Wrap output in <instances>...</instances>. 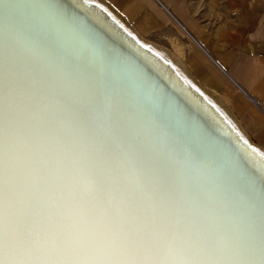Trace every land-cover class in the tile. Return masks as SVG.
<instances>
[{
  "label": "bare ground",
  "instance_id": "bare-ground-1",
  "mask_svg": "<svg viewBox=\"0 0 264 264\" xmlns=\"http://www.w3.org/2000/svg\"><path fill=\"white\" fill-rule=\"evenodd\" d=\"M164 51L102 0H0V192L46 215L71 191L133 254L264 264V150Z\"/></svg>",
  "mask_w": 264,
  "mask_h": 264
},
{
  "label": "crops",
  "instance_id": "crops-1",
  "mask_svg": "<svg viewBox=\"0 0 264 264\" xmlns=\"http://www.w3.org/2000/svg\"><path fill=\"white\" fill-rule=\"evenodd\" d=\"M102 1L264 150V0Z\"/></svg>",
  "mask_w": 264,
  "mask_h": 264
},
{
  "label": "snow or ice",
  "instance_id": "snow-or-ice-1",
  "mask_svg": "<svg viewBox=\"0 0 264 264\" xmlns=\"http://www.w3.org/2000/svg\"><path fill=\"white\" fill-rule=\"evenodd\" d=\"M100 159L103 163V155ZM102 180V175L92 179L89 192L81 193L80 199L96 191ZM75 196L71 191L62 196L63 207L49 202L46 207L54 213L41 215L40 208L30 212L22 194L10 193L5 183L0 192V264H239L241 260L227 246L216 255L212 241L204 242L194 253L171 242L163 249L154 246L155 251L133 254V249L121 245H135V241L89 228L86 215L77 210Z\"/></svg>",
  "mask_w": 264,
  "mask_h": 264
}]
</instances>
